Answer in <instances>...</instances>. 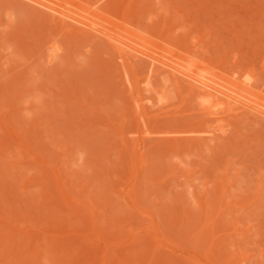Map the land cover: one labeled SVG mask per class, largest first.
I'll return each instance as SVG.
<instances>
[{"label":"rangeland","instance_id":"obj_1","mask_svg":"<svg viewBox=\"0 0 264 264\" xmlns=\"http://www.w3.org/2000/svg\"><path fill=\"white\" fill-rule=\"evenodd\" d=\"M42 2L102 31L0 0L1 264H264V116L242 112L264 105V0ZM144 51L194 84L221 81L237 105L219 116L216 91L188 95L170 69L146 70V93ZM209 104L220 122L202 117Z\"/></svg>","mask_w":264,"mask_h":264},{"label":"bare ground","instance_id":"obj_2","mask_svg":"<svg viewBox=\"0 0 264 264\" xmlns=\"http://www.w3.org/2000/svg\"><path fill=\"white\" fill-rule=\"evenodd\" d=\"M15 1H16V0H15ZM18 1H20V3L23 4V5H27L29 2L32 3V4H30V5L28 4V6H26V7H32L33 5H36V6H34V7H36V8H35V11L39 10V11H37V12H38V13L40 12L41 14H42V12H44L43 14H44L45 17L49 18V16H50L51 19L54 20V21L56 20V21L58 22L59 25H61V26L64 25V26L61 27V28H67L68 25L66 24L67 22H65V21H67V20L64 21V19H65L64 17H65V16L68 17V16L70 15L71 11H70V13H68V14H69V15H68V14H66L67 12L64 13V12H62V10L60 11V9L57 8V7H58L57 5H55V6L53 5V6H51L50 4H48L49 2H47V3L45 4L44 2H42L43 0H23V2H22V0H18ZM46 1H47V0H46ZM48 1H49V0H48ZM24 3H25V4H24ZM55 4H56V3H55ZM58 4H59V3H58ZM56 6H57V7H56ZM34 7H32V8H34ZM59 7H60V6H59ZM37 8H38V9H37ZM25 9H26V8H25ZM36 9H37V10H36ZM58 9H59V10H58ZM61 9H62V8H61ZM66 9L68 10V8H66ZM32 11H33V10H32ZM59 11H60V12H59ZM45 12L48 14V16H46L47 14H46ZM61 12H62V13H61ZM34 13H35V12H34ZM40 13H39V14H40ZM65 14H66V15H65ZM73 14H74V13H73ZM84 14H85V12H84ZM91 14H92V12H91ZM87 15H88V14H87ZM97 15H98V14H97ZM59 16H60V17H59ZM72 16H73V15H72ZM72 16H69V17L66 18V19H70V20H71V19L74 17V16H73V17H72ZM84 16H85V15H84ZM93 16H94V15H93ZM56 17H58V18H56ZM62 17H63V18H62ZM70 17H71V18H70ZM81 18H83V16H82ZM86 18H87V17H86ZM57 19H58L59 21H58ZM73 19H74V22L76 23V19H75V18H73ZM73 19H72V21H73ZM89 19H90V18H89ZM43 20H44V19H43ZM52 20H51V21H52ZM70 20H68V22H70ZM90 20H91V19H90ZM54 21H52V22L54 23ZM92 21H94V20H92ZM98 21H99V18H98ZM57 22H56V23H57ZM64 22H65V23H64ZM78 22L81 23L84 27L82 28L81 26L77 25V23H76V24H74V23L71 24L72 22H70L69 25H70V24H71V25H77V26H76L77 28H76L75 26H74V27L71 26V28L73 27V28L79 29V30H77V31L79 32V34L81 33L82 36H85V34H86L87 32H89L88 30L91 31L92 29H95V32H96V30H97V31H102V29L99 30V28H98L97 26H96V27H97L98 29H97L95 26H91L90 24H92V22H91V23H89V22H81V21H78ZM88 23H89V24H88ZM58 24H57V25H58ZM93 24H94V23H93ZM93 24H92V25H93ZM52 25H53V24H52ZM97 25H98V23H97ZM78 26H79L80 28H78ZM99 26H100V25H99ZM87 29H88V30H87ZM106 30H107V29H106ZM67 31H68V30H67ZM71 31H72V29H70V32H71ZM92 31H93V30H92ZM60 32H61V31H60ZM93 32H94V31H93ZM108 32H110V31H108ZM108 32L106 33V31H105L104 33H105V34H108ZM89 33H90V32H89ZM79 34L77 33V35H79ZM81 34H80V36H81ZM83 34H84V35H83ZM95 34H96V33H95ZM99 34H101V32H99ZM110 34H111V33H110ZM115 34H116V33H115ZM111 35H112V34H111ZM116 35H118V33H117ZM121 35H122V34H121ZM87 36H89V38H90V37L92 36V34H91V35H87ZM87 36H86V37H87ZM97 36H100V35H98V32H97ZM101 36H103V35H101ZM101 36H100V38L104 39V37H101ZM104 36H106V35H104ZM107 36H108V35H107ZM113 36H114V35H113ZM113 36H110V35H109L108 38H109V37H110V38H113ZM124 37H126V36H124ZM95 38H96V37H95ZM100 38H99V40H100ZM91 39H93V36L91 37ZM102 39H101V41H102ZM113 39H115V36H114ZM118 39H119V38H118ZM118 39L116 38L114 41H116L117 43H119V42L122 43V40H121V41H117ZM94 40H95V39H94ZM96 40H97V38H96ZM105 40H107V39H105ZM105 40H104V42H106ZM92 41H93V40H92ZM112 41H113V40H112ZM96 42H99V41H96ZM96 42H95V43H96ZM107 42H108V41H107ZM135 42H136V41H135ZM108 43H111V40H109ZM120 43H119V44H120ZM132 43H133V41H132ZM122 44L125 45L126 43H122ZM134 44H135V43H134ZM110 45H111V44H109V46H110ZM117 45H118V44H116V47H117ZM131 45H132V44H131ZM135 45H136V44H135ZM135 45H134L133 47H135ZM55 46H57V45H55ZM106 46H107V45H106ZM109 46H108V47H109ZM111 46H112V45H111ZM120 46H121V45H120ZM120 46L117 47L118 50H117V53H115L116 55H117L118 53H120L121 51H124V50H125V48H123V47H122L121 50H120ZM53 47H54V46H52L50 49H52ZM113 47L116 49V47H115L114 45H113ZM113 47H112V48H113ZM124 47H126V46H124ZM127 47H128V46H127ZM129 47H132V46H129ZM133 47H132V48H133ZM136 47H137V46H136ZM106 48H107V47H106ZM109 48H110V47H109ZM142 48H143V47H142ZM53 49H54V50H50V53H51V51H52V52L55 51L56 48L54 47ZM59 49H60V48H59ZM107 49H108V48H107ZM115 49H114V50H115ZM122 49H124V50H122ZM128 49H130V48H128ZM128 49H126V51H124V53L122 52V53H120L119 55H120V56L123 55V57L126 56V54H128L129 56L133 55V56H131V58L134 57V54H136V56H138L137 53H134V52H135V49H134V52L131 51L132 54H131L130 52H127ZM108 50H109V49H108ZM112 50H113V49H112ZM112 50L110 49V52H111ZM114 50L112 51L113 54H114ZM131 50H132V49H131ZM137 50H138V49H137ZM139 50H141V48H140ZM142 50H143V49H142ZM146 50H147V49H146ZM57 51H58V50H56V53H57ZM118 51H119V52H118ZM115 52H116V50H115ZM138 52H140V51H138ZM56 53L53 52V53H52V56H55ZM125 53H126V54H125ZM133 53H134V54H133ZM53 54H55V55H53ZM111 54H112V53H111ZM139 54H143L144 56H146L147 58H149L148 61H147V58H146V61H147V62L145 63V65L148 67V69H147V68L145 69V68L143 67L144 65L141 66V67H143L142 69H145L144 71L142 70V73H143V72H146V73H145V77H146L147 80H148V78L152 77V76H150L151 74H155V78H156V79H157V77L160 78L161 76H162V79H163V77L165 78V73H166L165 71L168 72V69H170L169 72L172 71L171 74H172V73L175 74V72H173V71L180 72L179 74H181V75L178 74V75H179L178 78H179L180 80H181V79H183V80L186 79V80H184V81L182 80L183 82H181V81H179L178 78L176 79V76L172 75L173 77H175V78H173V79H174L175 81L177 80V83H178V82H180V83H184L185 81L188 80V78H186L187 75L185 76V74L187 73V72H185V71L188 70V69H190L189 66H188V67H187V66H186V67L183 66V67H185V68H184V72H183V68H179V66H181V65H179V63H178L179 61H178V62H176V63H177V67H176L174 64H173L174 66L171 64V67H170V68H168V69H165V68H164V70H163V69H162V66H161L160 64H162V63H163V64H166V63H164L162 60H161L162 63L158 64V63L160 62V61L158 60V58H154L153 56H151V55L148 54L147 52L144 51V52H141V53H139ZM168 55H169V54H168ZM117 56H118V55H117ZM129 56H128V57H129ZM136 56H135V57H136ZM141 56H142V55H141ZM144 56H143V57H144ZM169 56H170V55H169ZM118 57H119V56H118ZM123 57H122V58H123ZM126 57H127V56H126ZM143 57H141V60L139 59V60H140L139 63H141L142 60H145V58H143ZM122 58H121V59H122ZM124 58H125V57H124ZM131 58H130V59H131ZM138 58H139V57H138ZM142 58H143V59H142ZM119 59H120V58H119ZM126 59H127V58H126ZM126 59H124V60H126ZM135 59H136V58H134V61H135V63H136V60H135ZM160 59H161V58H160ZM162 59L164 60V57H163ZM122 60H123V59H122ZM122 60H121L120 64L122 63ZM124 60H123V63H122L123 65H124V63H125V65H126V64H127V65L130 64L129 66H131V64L133 63L132 61L129 62L128 60H126V61L129 62V63H127V62H125ZM157 60H158L159 62H158ZM262 60H264V59H262ZM51 61H52V60H51ZM51 61H50V62H51ZM144 62H145V61H143L142 64H144ZM156 62H158V63H157L158 66H157V64H155ZM166 62H167V61H166ZM180 63H182V62H180ZM260 63H261V62H260ZM163 64H162V65H163ZM168 64H169V63H168ZM182 64H183V63H182ZM184 64H185V63H184ZM125 65H124V66H125ZM178 65H179V66H178ZM260 65H264V64L261 63ZM120 66H122V65H120ZM159 66H160L161 68H159ZM163 66H164V65H163ZM126 67H127V66H126ZM181 67H182V66H181ZM261 67H262V66H261ZM119 68H120V67H119ZM123 68H124V67H122V69H123ZM127 69H129V68H127ZM171 69H173V70H171ZM129 70H130V69H129ZM129 70H128V71H129ZM146 70L150 71L151 74H150V75H146V74L148 73ZM123 71H126V70H123ZM128 71H127V72H128ZM189 71H190V70H188V73H187V74H189ZM136 72H137V71H136ZM169 72H168V73H169ZM181 72H183V73H181ZM123 73H124V72H123ZM125 73H126V72H125ZM142 73H141V74H142ZM168 73H166V77L168 76V75H167ZM191 73H192V71L190 72V75L188 76V77H190L189 79H191V80H188V81H190V83H188V84H189V85H188L189 87L186 85L187 83L185 82L184 84L187 86V88H186V86L183 87L184 84H182V90H183V91L185 90L184 88L189 89V90H186V91H185L187 94H188V93H189V94L191 93L190 95L194 94V96L197 94V97H198L199 95L201 96L200 92H205V93H206L207 89H212L213 91H216V94L213 93L212 91H211L210 93H207L209 96H211V93H213L212 95H216V96H215L216 100H215V98H213L214 101H213V103H212L211 105L215 104V102H216V103L219 102L217 105H219L218 107H220V108H222L221 105H225V107H228V108H229V107H232L231 104L233 105V102H234V100H235V99H234L235 97L233 96V98H232V96H231V99L229 98L230 100L233 99V102L229 101L230 106H229V103L225 102V100H224V101L222 100V99L224 98V95H225L224 92H223V89H218V88H217L218 84H219L221 81H220L219 83H217V82H216V83H214V82L212 83V78H210L211 83H208V82L203 81V80H201V79L199 78V80H198V82H197V81H196V80L198 79V78H197L195 81H196L198 84H194V83L192 82V81H193L192 79H194L193 77H195V76L193 75V73H192V75H191ZM138 74H139V73H138ZM141 74H139V75L141 76ZM148 74H149V73H148ZM169 74H170V73H169ZM182 74L185 76V78H184V77H183V78H180V76H183ZM200 74H201V73H200ZM124 75H125V74H124ZM128 75H129V77L131 76L130 74L127 73V77H128ZM206 75H207V74H206ZM136 76H138V75L136 74L135 77H133V78L136 79ZM142 76H144V74H143ZM142 76H141V77H142ZM148 76H149V77H148ZM153 76H154V75H153ZM159 76H160V77H159ZM191 76H193V77H191ZM131 77H132V76H131ZM138 77H139V76H138ZM196 77H197V76H196ZM196 77H195V78H196ZM199 77H201V76H199ZM210 77H211V76H210ZM143 78H144V77H143ZM168 78H169V77H168ZM207 78H208V77H207ZM207 78H206V79H207ZM131 79H132V78H131ZM146 79H145V80H146ZM156 79H154V77H153V80L150 78L149 80H150L151 83L149 82V80H148V82H147V80H146V82H145L146 87H144L145 89H143V91H145L146 93H148L149 91H150V92L155 91L156 87H155V84H154V83H155V82H158V81H156ZM160 79H161V78H160ZM129 80H130V78L128 79V81H129ZM133 80H134V79H133ZM133 80H132V81H133ZM154 80H155V81H154ZM157 80H159V79H157ZM208 80H209V79H208ZM208 80H207V81H208ZM159 81H160V80H159ZM175 81H174V84H175ZM210 81H209V82H210ZM215 81H216V80H215ZM129 82H130V81H129ZM191 82H192V83H191ZM240 82L242 83V81H240ZM243 82H244V81H243ZM168 83H170V82H168ZM172 83H173V81H172ZM133 84H134V85H133L134 88H133L132 84H130V85H131V87L135 90V94H136L135 96L138 97V96H140V91H141V90L139 89L138 81H135V80H134ZM149 84H150V86H148ZM151 84H153L154 86L151 87ZM161 84H162V83H161ZM178 84H179V83H178ZM212 84H216V85H215L216 87H214ZM225 84H227V83H225ZM231 84H232V83H231ZM243 84H244V85H243ZM243 84L240 85V86H239V85H235V86H236V87H239L238 90L241 89L240 91H242V89H243L245 92H247V91H246V88H249V87L247 86V85L249 84V82L246 83V84H245V83H243ZM158 85H159V83H158ZM158 85H157V86H158ZM170 85H171V84H170ZM180 85H181V84H179V85L176 84V86H178L177 88H180V87H181ZM219 85H220V84H219ZM228 85H229V84H228ZM174 86H175V85H174ZM161 87H163V85H162ZM221 87H223V86H221ZM230 87H231V86H230ZM232 87H233V86H232ZM241 87H242V88H241ZM152 88H153V89H152ZM154 88H155V89H154ZM173 88H175V87H173ZM224 88H226V87H224ZM228 88H229V87H228ZM228 88H227V89H228ZM233 88H234V87H233ZM151 89H152L153 91H151ZM174 90H175V89H174ZM180 90H181V89H180ZM190 90H191V92H189ZM229 90H230V88H229ZM247 90H250V88L247 89ZM132 91H133V90H132ZM193 91H194L195 93H192ZM209 91H210V90H209ZM217 91L219 92V95H220V93H223V94H224V95L221 94V95H223V96H222L223 98L221 97L222 99L219 98V96L217 97V94H218ZM225 91H226V90H225ZM133 92H134V91H133ZM136 92H138L139 95H137ZM181 92H182V91H181ZM198 92H199V94H198ZM237 92H238V91H237ZM230 93H231V92H230ZM250 93H251V92H250ZM151 94H152V93H151ZM153 94H154V92H153ZM189 94H188V95H189ZM207 94H206V95L203 94L201 97L199 96L198 98L201 99L202 97L205 96L206 101H207L209 98H211L210 100L207 101V102L210 103V102L213 100L212 97H214V96L209 97ZM232 94H233V93H232ZM242 94H243V91H242ZM184 95H185V94H184ZM228 95H229V93H228ZM230 95H231V94H230ZM176 96H178V95H176ZM252 96H253V94H252ZM144 97H147V95H145ZM226 97H227V96H226ZM247 97H248V96H247ZM7 98H8V97H7ZM148 98H151V96L148 97ZM179 98H180V97H179ZM191 98H192V96H191ZM195 98H196V96H195ZM254 98H255V97H254ZM142 99H143V98H142ZM145 99H146V98H144V100H143L142 102H144V101H149V99H147V100H145ZM193 99H194V98H193ZM203 99H204V98H202L201 101H203ZM220 99H221V101H220ZM237 99H238V97H237ZM251 99H252V98H251ZM133 100H134V98H133ZM204 100H205V99H204ZM217 100H219V101H217ZM244 100H245V99H244ZM244 100H243V101H244ZM151 101L153 102V99H152V98H151ZM151 101H150V102H151ZM156 101L159 102V99L156 100ZM179 101H180V99H179ZM237 101H238V100H237ZM237 101H235V102H237ZM243 101H242V106L245 105V106H244L245 109L243 110V107H242V110H243L242 112H245V111L247 112V110L250 109L251 111H252V110L255 111V112H254L255 114H256V112H257V116H259V115L264 116V105H261V104H259V103H257V102H254L255 104H253L252 101H250V103L252 102V104H250L249 102H247V100H246V102H243ZM248 101H249V100H248ZM139 102H140V101H139ZM222 102H223V103L225 102L226 104H223ZM238 102H239V101H238ZM135 103H136V102H135ZM145 103H146V102H145ZM145 103H142V104H144L143 106H145V107L147 108V106H146ZM167 103H168V102H167ZM167 103H166V104H167ZM169 103H172V102H169ZM204 103H205V102H204ZM220 103H222V104H220ZM243 103H246V104H243ZM247 103H249V104H247ZM260 103H261V102H260ZM142 104L140 103V106H142ZM148 104H149V103H148ZM186 104H187V103H186ZM186 104H185V105H186ZM201 104H202V103H201ZM238 104H241V103H238ZM262 104H264V103H262ZM138 105H139V104H138ZM164 105H165V104H164ZM169 105H170V104H169ZM176 105H177V104H176ZM183 105H184V104H183ZM187 105H189V104H187ZM203 105H204V104H203ZM207 105H208V104H207ZM207 105H206V108L204 109L205 111L201 113V114H202V117H204V119H206V120L209 119V118L211 117V118H210L211 121L214 120V123H217V122L219 121V119H218V118H219V117H218V113L215 111V109H214L213 107H212L213 109L211 108V105H210V104H209V105H210V108H211V109H210L209 107H207ZM226 105H227V106H226ZM236 105H237V104H236ZM236 105H233V106H236ZM134 106H136V105H134ZM140 106H139V107H140ZM143 106H142V107H143ZM174 106H175V105H174ZM200 106H202V105H200ZM204 106H205V105H204ZM246 106H247V108H246ZM145 107H143V108H145ZM150 107H151V105H150ZM168 107H169V106H168ZM184 107H185V106H184ZM186 107H187V106H186ZM186 107H185V109H186ZM240 107H241V105H240L239 107H237L238 109H237L236 107H235V108H236V110L241 111ZM143 108H142L141 110H144ZM146 108H145V109H146ZM202 108H203V107H202ZM228 108H227V109H228ZM235 108L233 107V109H235ZM217 109H218V108H217ZM217 109H216V110H217ZM223 109H224V108H222V110L220 109V111H219V109H218L219 113H221L219 116H221V115L223 116L222 113H226L225 110H224V112H223ZM227 109H226V110H227ZM231 109H232V108H231ZM239 109H240V110H239ZM246 109H247V110H246ZM141 110H140V111H141ZM179 110H180V109H179ZM189 110H190V109H189ZM191 110H192V109H191ZM191 110H190V111H191ZM212 110H214V111L217 113V114L215 115V116H217V117L213 116V115H214V111H212ZM165 111H166V110H165ZM186 111H187V110H186ZM238 111H237V112H238ZM251 111H250V112H251ZM168 112H169V111H168ZM172 112H173V111H172ZM194 112H195V111H194ZM196 112H197V111H196ZM248 112H249V110H248ZM248 112H247V114L249 115ZM153 113H154V112H153ZM187 113H188V112H187ZM187 113H184V114L186 115ZM254 113L252 112V115H254ZM258 113H259V114H258ZM130 114H131V111H130ZM140 114H142V112H141ZM151 114H152V113H151ZM159 114H160V113H159ZM194 114H196V113H194ZM198 114H199V113H198ZM226 114H227V113H226ZM241 114H243V113H241ZM252 115H250V116H252ZM197 116H198V115H197ZM225 116H226V115H224V118H225ZM255 116H256V115H255ZM255 116H254V117H255ZM132 117H133V116H132ZM212 117H213V118H212ZM214 117H215V118H214ZM181 118H182V117H181ZM186 118H187V117H186ZM220 118H221V119H224L223 117H220ZM255 118H256V117H255ZM255 118H254V119H255ZM257 118H258V119H257ZM257 118H256V119L259 120L260 116L257 117ZM262 119H264V118H262ZM262 119H260L259 121L261 122ZM204 121H205V120H204ZM215 121H217V122H215ZM221 121H222V120H221ZM254 121H255V120H254ZM202 122H203V119H202ZM219 122H220V121H219ZM262 122H264V121H262ZM138 125H139V124H138ZM145 125H146V124H145ZM214 125H215V124H214ZM146 126H147V125H146ZM219 126L221 127L220 123H219ZM219 126H217V127L219 128ZM147 127H148V126H147ZM213 127H214V126H213ZM222 127H223V126H222ZM9 128H10V127H9ZM215 128H216V127H215ZM218 128H216V130H217ZM219 129H221V128H219ZM219 129H218V130H219ZM223 129H224V128H223ZM221 130H222V129H221ZM145 132H146V131H145ZM149 132H150V131H149ZM214 132H215V131H214ZM219 132H220V131H219ZM223 132H224V131H223ZM146 133H147V132H146ZM212 133H213V132H212ZM213 135H214V134H213ZM213 137H214V136H213ZM217 137H218V136H217ZM16 141H17V139H16ZM14 142H15V141H14ZM114 142H115V141H114ZM112 144H113V143H112ZM4 147H5V146H4ZM25 148H26V147H25ZM30 151H31V150H30ZM31 152H32V151H31ZM28 153H29V152H28ZM28 153H27V154H28ZM1 156H2V155H1ZM29 156H30V154H29ZM38 158H39V157H38ZM38 158H37V159H38ZM24 159H25V158H24ZM30 159H31V158H30ZM33 159H35V158H33ZM25 160H27V159H25ZM31 160H32V159H31ZM37 161H38V160H37ZM37 161L34 160L33 162L38 163ZM41 161H42V159H41ZM29 162H30V161H29ZM31 162H32V161H31ZM39 162H40V159H39ZM0 173H1V172H0ZM158 173H160V172H158ZM55 176H57V175H55ZM56 178H57V177H56ZM1 181H3V180H1ZM40 182H42V181H40ZM223 183H225V182H223ZM223 183H222V184H223ZM9 184H10V183H9ZM57 184H58V183H57ZM43 186H44V185H43ZM13 187H14V186H12V188H13ZM224 187H226V186H224ZM10 191H11V190H10ZM59 191H60V190H59ZM218 191H219V190H218ZM223 191H224V190H223ZM129 192H130V191H129ZM129 192H128V193H129ZM131 192H132V191H131ZM134 192H135V191H134ZM224 192H226V191H224ZM135 193H136V192H135ZM126 194H127V193H126ZM130 194H131V193H130ZM214 195H215V194H214ZM62 196H63V194H62ZM129 197H130V195H129ZM135 197H136V196H135ZM32 198H33V197H32ZM60 198H61V197H60ZM63 198L66 200L65 197H63ZM137 198H138V197H137ZM217 198H218V197H217ZM64 199H63V200H64ZM67 200H68V199H67ZM67 200H66V202H68L69 204H71V203H70L69 201H67ZM137 200H138V199H137ZM212 200H213V199H212ZM215 200H216V198H215ZM215 200H214V201H215ZM132 201H133V200H132ZM218 201H219V200H218ZM45 202H46V201H45ZM133 202H134V201H133ZM178 202H179V201H178ZM220 203H221V202H220ZM135 204H136V203H135ZM218 204H219V202H218ZM38 205H39V204H38ZM219 205H220V204H219ZM180 206H181V205H180ZM221 206H223V204H222ZM45 207H47V206H45ZM176 207H178V204H177ZM181 207H182V206H181ZM182 208H183V207H182ZM219 208H220V207H219ZM176 209H178V208H176ZM222 209H223V208H222ZM211 210H212V209H211ZM70 211H71V210H70ZM221 211H222V210H221ZM179 212H180V210H179ZM181 212H183V211H181ZM204 212H205V211H204ZM184 214H185V213H183V215H184ZM17 215H18V214H17ZM40 216H41V215H40ZM205 217H206V216H205ZM0 220H2V219H0ZM3 222H4V221H3ZM0 223H1V222H0ZM205 224H206V223H205ZM209 224H210V223H209ZM212 224H213V223H212ZM210 225H211V224H210ZM2 226H4V223H3ZM189 226H190V225H189ZM208 226H209V225H208ZM208 226H207V227H208ZM207 227H206V229H207ZM14 228H15V227H14ZM0 229H1V228H0ZM12 229H13V228H12ZM206 229H205V230H206ZM3 231H4V230H3ZM3 231L1 230V232H3ZM11 232H12V231H11ZM201 232H202V231H201ZM201 232H200V233H201ZM177 233H179V232H177ZM200 233H199V235L202 237V235H201ZM0 234H1V233H0ZM179 234H180V233H179ZM202 234H203V233H202ZM4 236H5V235H4ZM4 236H2V237H4ZM14 236H15V235H14ZM192 236H193V235H192ZM203 236H205V235L203 234ZM146 237H147V236H146ZM184 237H185V236H184ZM6 238H8V237H6ZM182 238H183V237H182ZM190 238H191V237H190ZM193 238H194V237H193ZM193 238H191V239H193ZM0 239H1V235H0ZM9 239H10V238H9ZM9 239H8V241H10ZM184 239H185V238H184ZM202 240H204V239H202ZM3 241H4V239H2V242H3ZM18 241H19V240H18ZM65 241H66V240H65ZM147 241H148V240H147ZM205 241H206V237H205ZM205 241H204V242H205ZM4 243H5V242H3L2 245H4ZM67 243H68V242H67ZM193 243H194V242H193ZM212 243H213V242H212ZM9 244L13 245V243H10V242H9ZM72 244H74V243H72ZM130 244L133 246L132 243H130ZM15 245H16V243L14 244V246H15ZM18 245H20V244H18ZM18 245H17V246H18ZM134 245H135V244H134ZM137 245H138V244H137ZM146 245H147V244H146ZM148 245H149V244H148ZM0 246H1V245H0ZM5 246H7V245H5ZM70 246H71V244H70ZM2 247H4V246H2ZM2 247H1V248H2ZM7 247L9 248V246H7ZM15 247H16V246H15ZM63 247H64V246H63ZM63 247H62V248H63ZM136 247H137V246H136ZM13 248H14V247H13ZM136 249H137V248H136ZM0 250H3V249H0ZM60 250H61V249H60ZM60 250H59V251H60ZM71 250H72V249H71ZM4 251H5V250H4ZM139 251H140V250H139ZM139 251H138V252H139ZM2 252H3V251H2ZM71 252H72V251H71ZM133 253H134V252H133ZM135 253H136V252H135ZM13 254H14V253H13ZM27 254H28V253H27ZM56 255H58V253H57ZM222 255H223V254H222ZM129 256H130V255H129ZM135 256H136V255H135ZM141 256H142V255H141ZM0 257H3V256H0ZM30 257H31V256H30ZM101 257H102V259H103V256H101ZM137 257H138V256H137ZM137 257H136V258H137ZM221 257H222V256H221ZM42 258H43V257H42ZM223 258H224V257H223ZM35 259H36V258H35ZM37 259H38V258H37ZM37 259H36V264H37ZM2 260H3V259H2ZM24 260H25V259H24ZM44 260H46V259L44 258ZM221 260H222V259H221ZM16 261H17V260H16ZM46 261H47V260H46ZM128 261H129V257H128ZM130 261H131V260H130ZM135 261H136V260H135ZM4 262H5V260H4ZM4 262H3V263H4ZM6 262H7V261H6ZM34 262H35V261H34ZM133 262H134V259H133ZM1 263H2V262H0V264H1ZM14 263H15V262H14ZM126 263H127V262H126ZM131 263H132V262H131ZM46 264H47V263H46ZM129 264H130V263H129Z\"/></svg>","mask_w":264,"mask_h":264}]
</instances>
